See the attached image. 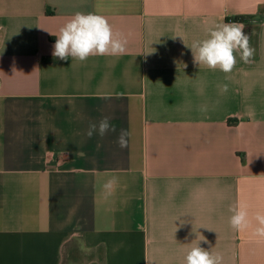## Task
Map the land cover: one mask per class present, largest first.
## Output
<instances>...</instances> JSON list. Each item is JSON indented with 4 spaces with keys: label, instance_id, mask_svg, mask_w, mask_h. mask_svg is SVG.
I'll return each instance as SVG.
<instances>
[{
    "label": "crops",
    "instance_id": "1",
    "mask_svg": "<svg viewBox=\"0 0 264 264\" xmlns=\"http://www.w3.org/2000/svg\"><path fill=\"white\" fill-rule=\"evenodd\" d=\"M78 12L106 17L126 52L54 58L51 32ZM224 23L244 26L251 62L199 67L188 45ZM104 117L116 132L89 138ZM258 212L264 0H0V264H186L195 246L264 264Z\"/></svg>",
    "mask_w": 264,
    "mask_h": 264
},
{
    "label": "clouds",
    "instance_id": "2",
    "mask_svg": "<svg viewBox=\"0 0 264 264\" xmlns=\"http://www.w3.org/2000/svg\"><path fill=\"white\" fill-rule=\"evenodd\" d=\"M51 34L57 36L52 55L60 60L71 57L74 60L86 61L90 56H118L126 52V39L114 32L106 17L98 14L78 12L59 29L58 33ZM188 46L192 50L194 62L199 67L207 66L209 69H219L225 73L233 71L237 64V55L244 63H250L254 56V49L250 46V39L244 32V26L237 23L217 25L209 30L208 38ZM223 90L227 91V85L223 86ZM101 97L110 99L111 93H103ZM110 131L116 132V127L110 123L108 117H104L98 125L97 123L89 125L87 135L91 138L98 132L100 136H104ZM130 136L131 132L120 130L118 144L121 148L128 147ZM116 184L117 178L113 177L103 185L105 198L113 194ZM231 211L232 228L243 231L250 226L246 205L239 203ZM255 221L257 222L255 234L264 237V213L258 212ZM222 261V255L213 254L200 246L192 247L186 255V264H222Z\"/></svg>",
    "mask_w": 264,
    "mask_h": 264
},
{
    "label": "trees",
    "instance_id": "3",
    "mask_svg": "<svg viewBox=\"0 0 264 264\" xmlns=\"http://www.w3.org/2000/svg\"><path fill=\"white\" fill-rule=\"evenodd\" d=\"M235 18H236V19H240V20H245V19H246V17H244V16H242V15H240V16H235Z\"/></svg>",
    "mask_w": 264,
    "mask_h": 264
}]
</instances>
